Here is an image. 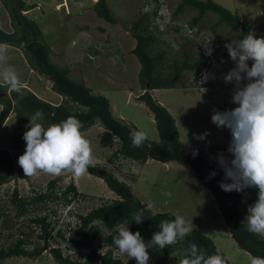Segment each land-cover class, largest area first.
Segmentation results:
<instances>
[{"label": "rangeland", "instance_id": "1", "mask_svg": "<svg viewBox=\"0 0 264 264\" xmlns=\"http://www.w3.org/2000/svg\"><path fill=\"white\" fill-rule=\"evenodd\" d=\"M97 1L26 0L28 4L37 5L23 13L40 25L46 42L53 49L51 58L56 64L69 66L73 77L84 79L95 93L106 95L110 99L113 113L118 118L136 125L154 141L160 139L154 115L149 106L138 99L145 89L139 79L141 62L132 52L137 41L131 29L133 21L149 12L153 24L159 25V30L154 31L157 39L152 44V49L154 53L166 51L165 59L162 60V68L166 74H169L176 64L182 65L186 60L196 59L201 53L208 54L207 49L213 51L220 47V61H216V66L204 75L208 80L214 81V86L199 82L197 78L200 75L196 70L187 68L181 72L179 82L182 85L150 91L174 115L183 142L191 148L203 151L207 159L222 167L218 161L221 153L228 159L232 158L228 151L231 131L227 127H217L211 117L214 110L224 111L238 106L232 99L237 90L235 82H226L224 79L235 67L229 52L225 53V45L242 39L249 32L242 27L232 29L224 22L217 24L213 29L219 15L210 10L206 11L198 23L192 24L198 10L187 7L177 12L181 0H160L162 5L158 9L165 13L164 17L153 16L155 0H107L118 20L116 24H111L97 16L93 9ZM214 1L251 23L252 31L257 37L264 36V0ZM248 63L251 66L253 61L249 60ZM28 70L30 71V68H27L26 73ZM29 82L31 87L35 86V82L42 87L37 92L46 100L52 103L61 100L59 93L52 88V80L48 75L34 71ZM248 82L245 78L240 86ZM71 104L73 108L79 107L78 103ZM25 131L26 129L17 123L13 112L2 132V136L8 141V144L3 142L2 145L10 148L16 169L12 179L0 188V209L4 211L0 219V248L14 242L21 235L22 228H33L32 242L27 247L33 250L39 246V250L34 256H12L1 264H61L55 258L51 247H60L64 255L73 260L84 261L89 248L72 247L71 240L61 239L57 236V231L62 230L67 237H73V230L79 225V214L88 213L93 207L117 197V194L103 178L89 171L80 177H74L68 171L61 175L40 172L38 175L27 177L18 163L19 156L26 150V141L23 139ZM82 132L90 140L94 164L107 166L114 171L120 179L131 185L137 198L151 205L153 210L171 211L176 215L185 216L193 222V227L212 237L234 264H250L253 255L241 248L232 237L211 189L197 178L188 162H162L150 158L142 165L118 154L120 139L107 130L100 120ZM205 132L208 133L205 139L197 138V134ZM51 179L57 180L55 191L59 198L48 200L42 206L31 204L26 212L18 214V206L12 200L15 187L21 196L30 198L47 190ZM72 181L81 194L71 202H66L62 191ZM258 191V188L251 187L241 202L245 218L248 206L258 198ZM45 214L55 227L53 236L47 239L39 236L42 232L41 226L33 221V218ZM95 247L100 253L108 248L104 244H96ZM120 255L125 264H136V261L126 254ZM90 264L101 262L93 258ZM149 264L166 263L150 257ZM175 264H178V260Z\"/></svg>", "mask_w": 264, "mask_h": 264}, {"label": "trees", "instance_id": "2", "mask_svg": "<svg viewBox=\"0 0 264 264\" xmlns=\"http://www.w3.org/2000/svg\"><path fill=\"white\" fill-rule=\"evenodd\" d=\"M1 2L9 13L13 31L5 30L0 20V42L21 48L34 71L48 75L53 81L52 88L63 95V100L60 103H52L24 84L23 94H20L12 90L7 82H0V104L2 105L0 130L13 112L17 123L27 130L26 125L29 123L30 116L36 109H43L44 114L39 121L43 125L58 123L68 116H75L81 121L82 130H85L97 120H100L107 130L120 139L121 144L117 153L142 165H145L150 158L162 162L171 160L186 161L191 165L197 178L211 189L227 227L237 244L253 256H264V236L248 230L247 224L244 223L246 218L241 210V202L249 193L251 187L244 189L242 192L222 189L220 187L221 181L231 182L230 179H226L224 169L216 162L207 159L203 151L191 148L183 142L174 115L150 91V89L155 88L182 85L179 79L184 69H194L199 74L204 68L215 67L214 62L220 61L218 56L220 47H216L214 53H212L215 58L211 54L201 53L194 60H186L182 65L176 64V67L169 74H166L162 68V60L165 59L166 51L162 50L154 53L152 49V44L157 39L154 31L159 30V25L153 24L152 15L149 12L133 21L131 29L137 41L132 52L137 55L141 62L139 79L142 88L145 89L138 96V99L144 101L152 111L160 136L158 141L147 137L140 147H134L130 132L140 129L136 125H131L118 118L113 113L110 99L106 95L95 93L84 79H77L71 75L69 66L58 65L52 60L51 53L53 49L46 42L40 25L35 19L23 13V11L29 10L37 4H28L26 0H1ZM155 4V8H153L154 17L157 16V9L161 5L160 0H155ZM187 7L198 10L193 17L192 24L198 23L206 11L210 10L219 15V20L213 25V29L216 28L217 24L224 22L232 29L242 27L248 32L252 31L251 23L242 20L239 14L214 0H181L176 11H183ZM93 9L97 16L104 18L111 24L118 22L107 0H98ZM227 52L228 49L225 53L227 54ZM200 78L202 77L198 76L197 79ZM205 84L208 86L215 85L212 80H207ZM183 85L186 86V84ZM71 102L78 103L79 107L73 108ZM197 150L198 154L194 155V151ZM15 169L16 162L10 149L0 147V188L12 179ZM89 172L103 178L117 194V197L93 207L88 213L79 214V225L73 230V237H67L62 230L57 231V236L61 239L71 240L72 247H88L89 252L86 255V260H73L70 256L64 255L60 247H51V250L61 264H90L93 258L100 260L101 264H125L123 257L116 255V246L113 243V238L118 235L120 227L129 226L133 232L140 231L141 236L145 241H148L154 232L160 230L159 222L161 220L174 219L176 214L171 211L154 210L156 214L152 215L150 210L146 209L147 204L135 196L131 185L120 179L107 166L93 164L89 167ZM213 172L216 175L213 176ZM56 186L57 180L51 179L48 182L47 190L36 193L30 198L21 196L18 188L15 187L12 200L18 206V214L26 212L31 204L42 206L48 200L59 198L55 191ZM62 194L66 202H71L81 192L75 182L72 181L64 188ZM3 214L4 211L0 209V219ZM136 214L145 217L142 223H136L133 220ZM48 218L47 214L33 218V221L41 226L42 232L39 236L46 239L53 236L55 228ZM192 229L191 234L183 241L168 245L163 249L158 246L151 247L149 249L150 257L161 259L166 264H175L177 260L179 261L186 254L189 242L197 243L205 248L209 254L219 249L226 255L212 237L197 227L192 226ZM33 232V228L29 230L22 228L21 235L14 242L7 247L0 248V264L12 256H34L39 250V246H36L33 250L27 247L32 242ZM96 244H104L108 248L100 253L95 247ZM132 259L136 261L135 258ZM229 264L234 263L230 260Z\"/></svg>", "mask_w": 264, "mask_h": 264}, {"label": "clouds", "instance_id": "3", "mask_svg": "<svg viewBox=\"0 0 264 264\" xmlns=\"http://www.w3.org/2000/svg\"><path fill=\"white\" fill-rule=\"evenodd\" d=\"M157 12V15L164 17V12L159 9ZM225 46L235 67L224 79L226 82H235L237 90L232 99L238 106L224 111L214 110L211 117L217 127L230 129L232 137L228 148L232 158H226L223 153L218 156L225 177L231 182L221 181L220 187L225 191L241 192L248 187L259 189L257 200L248 206L244 223L250 232L264 236V36L257 37L255 32L249 31L242 39ZM7 50V45L0 42V62L7 59ZM211 51L207 49L208 54ZM249 60L253 61L251 66ZM2 74L12 90L23 94L24 85L12 65L4 67ZM245 78L249 82L241 87ZM43 114V109H36L23 134L26 150L19 156L18 163L25 175L29 177L40 172L61 175L64 171L74 177L86 174L94 164V156L90 140L82 132L81 121L75 116H68L45 127L39 122ZM207 134H197V138L203 140ZM130 136L134 147H140L147 138L143 130H134ZM193 154H198V150ZM146 209L152 215L156 214L151 205H146ZM144 218L136 214L133 220L142 223ZM192 223L183 215L161 220L160 230L154 232L148 241H145L140 231L133 232L129 226L120 227L113 243L120 253L135 258L136 264H149L151 247L163 249L185 240L193 231ZM229 261L230 257L219 249L209 254L197 243L189 242L186 254L179 259L178 264H229ZM250 264H264V256H252Z\"/></svg>", "mask_w": 264, "mask_h": 264}, {"label": "crops", "instance_id": "4", "mask_svg": "<svg viewBox=\"0 0 264 264\" xmlns=\"http://www.w3.org/2000/svg\"><path fill=\"white\" fill-rule=\"evenodd\" d=\"M0 19H1L2 26L5 30L13 31V27L11 25V19H10L9 13H8L7 9L5 8V6L3 5V3L1 2V0H0ZM6 45H7V49H8L7 50V59L3 62H0V82H2V83L6 82L3 79V74H2L4 67H6L7 65H12L14 67L15 71L17 72L19 79L23 82V84L24 85L30 84L31 82H29V81L31 78V74L34 71H32V68H31L30 64L28 63L27 59L25 58V55H24L22 49L19 47H16V46L9 45V44H6ZM27 68H30V71L28 70V72L26 73ZM52 85H53V81H52ZM28 86L31 89H33L39 95L40 92L38 93L37 91L39 88H42L40 85H36V82H35V86H33V87H31L30 85H28ZM59 95L61 96V100H58L55 103L62 102L63 95H61V94H59ZM1 108H2V105L0 104V110H1ZM8 119L10 120V116L8 117ZM8 119H7V121H8ZM6 122L0 130V147H6V148L10 149L7 145H2V144H4L3 142H6L5 138L3 136L1 137V135L3 134L2 132L5 129ZM12 140H13V138L11 139V141H9V143H11ZM6 143L8 144V141Z\"/></svg>", "mask_w": 264, "mask_h": 264}, {"label": "built area", "instance_id": "5", "mask_svg": "<svg viewBox=\"0 0 264 264\" xmlns=\"http://www.w3.org/2000/svg\"><path fill=\"white\" fill-rule=\"evenodd\" d=\"M214 51H215V49H214L213 51H211V55H212V57H214V55L212 54V53H214ZM214 58H215V57H214ZM216 64H217V63H216V61H215L213 65L216 66ZM212 68H213V67L204 68V69L202 70V72L199 73V75L202 77V78L199 79V82L202 83V82H206V81L208 80V78H206V76H204V75H205L206 72H209ZM202 75H203L204 77H203ZM205 78H206V79H205ZM115 253H116V255L121 256V255H120V252L118 251L117 248H115Z\"/></svg>", "mask_w": 264, "mask_h": 264}]
</instances>
